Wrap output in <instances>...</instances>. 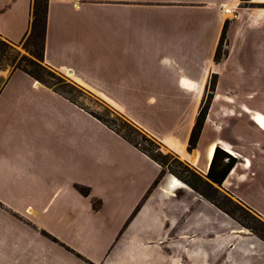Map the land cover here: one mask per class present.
Instances as JSON below:
<instances>
[{
  "label": "crops",
  "instance_id": "0c3cea01",
  "mask_svg": "<svg viewBox=\"0 0 264 264\" xmlns=\"http://www.w3.org/2000/svg\"><path fill=\"white\" fill-rule=\"evenodd\" d=\"M240 1L47 0L41 62L203 178L227 142L240 157L223 188L264 220V0ZM30 9L0 0V38L21 43ZM1 80L0 264H259L245 253L261 238L90 110L22 70Z\"/></svg>",
  "mask_w": 264,
  "mask_h": 264
},
{
  "label": "rangeland",
  "instance_id": "374dc122",
  "mask_svg": "<svg viewBox=\"0 0 264 264\" xmlns=\"http://www.w3.org/2000/svg\"><path fill=\"white\" fill-rule=\"evenodd\" d=\"M245 2L246 0L240 1V6L244 5ZM40 43H41L40 39H37L34 43L30 41L29 33H28L24 37V40L19 44L11 45L10 43H7V47H2L0 45V69H5V70L10 69L11 70V69H14V67H16L17 65H20V66H25L30 70H34L33 66L29 65L28 62L36 59L33 55L40 52ZM222 48H221V51L219 52L221 56L223 54ZM39 63L41 65H44L42 64L41 61H39ZM36 71H39V73H41L42 75L41 79L42 81H44L45 84L59 90L67 98L78 103L80 106L85 107L88 110H90L93 113V115H96V117L103 120L109 127L113 128V130L118 131V133L124 135L131 142L135 143L139 148L143 149L146 153H149L152 155H157L159 153L162 154L163 156L162 157L159 156V158L165 163L163 169L165 170L166 173L172 174L168 172V171H171L175 173L172 175L178 178L180 181L182 180L177 175L184 176L187 180L192 182L191 176L185 173H182L181 167H179L173 161V159H179L181 161L180 158H178L173 153H169L165 151L162 146L157 145L153 140H151L150 137L147 136V134L134 129L132 126H130V124L127 122L126 119L119 116V114L114 112L112 109L104 106L103 104H101L100 102L92 98L91 96L84 94L81 90H79L78 87H76L74 84L70 82L69 78H66L62 74L56 73L53 71V74L56 77L60 78L58 80L55 77L49 76L48 74L45 73V71H42L41 69L37 68ZM1 84H2V80L0 81V86ZM219 148L221 149V146ZM238 157H240V155ZM223 161H226V158L223 159ZM236 161L238 160L236 159ZM248 165L249 163L247 162L246 167ZM230 171H229V174H233L232 172L230 173ZM225 182H224V185L221 184L219 186H214L216 189V192H212L204 188L202 185L198 187L200 190L211 195L214 198V200L218 202V204H220L221 206L229 210L232 216L229 213L227 214L231 217L233 222L237 223L239 226H242L248 232L255 235L256 237H259L258 235H260L264 238V226H262L259 223V221L264 223V220L261 217H259L260 215L257 214L255 211L249 209V207L243 206L241 203H238L235 200H233L229 196L230 195L229 192L224 190L223 188V186H225L226 184ZM228 198L231 199L233 203L238 205L240 208L228 202ZM242 209L247 210L248 213L244 212ZM239 222L242 223L243 225L251 226L252 228H254L253 229L254 231H250L248 227L243 226ZM255 250L257 254L245 253V257H248L249 260H259V264H264V247H259V248L256 247Z\"/></svg>",
  "mask_w": 264,
  "mask_h": 264
},
{
  "label": "trees",
  "instance_id": "16d2710c",
  "mask_svg": "<svg viewBox=\"0 0 264 264\" xmlns=\"http://www.w3.org/2000/svg\"><path fill=\"white\" fill-rule=\"evenodd\" d=\"M46 9H47V0H31L30 26H28L27 34L29 33L30 41H32L33 43L37 39H40V42H41L40 43V52L33 55L36 59L31 60V61L28 62L29 65L33 66L34 70H30L27 67L20 66V65H17L16 67H14V69L22 70L25 73H27V75L32 77L33 79L39 80L44 85H46L48 87H51V86L45 84L44 81H42L41 73H39V71H36V69L38 68V69H41L42 71H45V73L48 74L49 76L55 77L58 80L60 79V78L56 77L53 74L52 70L47 69L45 67V65H41L39 63V61H42V49H43V44H44V31H45V26H46ZM225 27H226V24L224 25L223 30L221 31V34H220L219 46L216 49L215 56H214L215 60H218L221 57V54L219 52L221 51V48H222L221 45H222L223 39H224ZM7 43H9V42H7V41L3 40L2 38H0V45L2 47H7ZM214 82H215V78L212 77V79H210V82L208 83L207 91H206L204 99L201 102L200 109L198 111V115L195 118V122H194V126L192 128V131L189 134L188 146H187L188 150H191L195 146L198 134H200L202 123H203L204 117L206 116L208 105H209V102H210L211 97H212L211 92L213 90ZM53 89L55 91L60 92L59 90H57L55 88H53ZM60 93H62V92H60ZM94 116H95V118H97L98 120H100L101 122L106 124L103 120H101L100 118L96 117V115H94ZM127 122L134 129L139 130L138 128L134 127L129 121H127ZM112 130H113V128H112ZM139 131H141V130H139ZM141 132H143V131H141ZM115 133L120 135L121 137L125 138L126 140H128L129 143H131L132 145H134L135 147L140 149V151L145 153L150 159L154 160L159 165H161V170H160L161 173L165 172V170L163 169L165 163H164V161H162L159 158V156H161V157L163 156L162 154L159 153L157 155H152V154L146 153L143 149L139 148L135 143L131 142L124 135L118 133V131H115ZM150 139L153 140L157 145H159V143L156 140H154L153 138H150ZM225 158H226V161H223V159H225ZM236 158L237 157H233L229 153H227L226 151L221 150L219 147L215 146V149L213 151V154H212V157H211V160H210V163H209V168L207 169L206 174H205L206 178H203L200 175H198L197 172L192 170L186 164L182 163L179 159H173V161L179 167H181V172L182 173H185V174L191 176L192 182L187 180L184 176L177 175L185 184H187V186L192 188L194 191H196L199 195H201L205 199H207L210 202H212V204H214V206L217 207L218 209L222 210L225 213H229L231 215V212H229V210H227L226 208H224L223 206L218 204V202H216L211 195H209V194L205 193L204 191L200 190L198 186L202 185L204 188H206V189H208V190H210L212 192H216V189L214 187L215 185L213 183H215L216 185H221L222 184V182L224 181L226 175H228L227 174L228 171L232 167H234V165L236 164V162H237ZM168 172H170L172 174H175V173H173L171 171H168ZM157 182H158V179H156L154 181V185H156ZM77 190L81 194H85V195L87 194V189L86 188L80 187V188H77ZM228 202L232 203V205H235L236 207H239L238 205L233 203V201L231 199H229V198H228ZM92 206H93L94 209L97 208L98 202L92 204ZM242 210L244 212L248 213L247 210H245V209H242ZM259 223L262 226H264V223H262L261 221H259ZM240 224H242V223H240ZM243 226L248 227V229H250V231H254L253 230L254 228H252L251 226H248V225H243ZM258 236L262 240H264V238L262 236H260V235H258Z\"/></svg>",
  "mask_w": 264,
  "mask_h": 264
},
{
  "label": "bare ground",
  "instance_id": "6f19581e",
  "mask_svg": "<svg viewBox=\"0 0 264 264\" xmlns=\"http://www.w3.org/2000/svg\"><path fill=\"white\" fill-rule=\"evenodd\" d=\"M68 75L70 76L71 74L68 73ZM243 111L251 112V110H249L247 108H243ZM252 115H253L252 120H253L254 124H256V126H258L259 128H262V130H264V115L259 114V113H253ZM217 144H219V146H221V148L223 150H225L229 154L233 155V157H238L239 156L237 153H235L233 151V148L227 142L222 141L220 139V140L217 141ZM215 146H216L215 144L214 145L212 144L209 147L208 151H206V158H207V160L211 159L212 154H213V151L215 149ZM231 172L233 173V169H231L230 173ZM174 181H175V184L176 185H180V186L182 185L181 184V181L178 178L174 177Z\"/></svg>",
  "mask_w": 264,
  "mask_h": 264
},
{
  "label": "built area",
  "instance_id": "2783aa9c",
  "mask_svg": "<svg viewBox=\"0 0 264 264\" xmlns=\"http://www.w3.org/2000/svg\"><path fill=\"white\" fill-rule=\"evenodd\" d=\"M223 11H224V14H227V13H231L230 11V8H224L223 9ZM231 155V154H230ZM233 156V155H232ZM173 181V180H172ZM174 182V181H173Z\"/></svg>",
  "mask_w": 264,
  "mask_h": 264
},
{
  "label": "water",
  "instance_id": "95a60500",
  "mask_svg": "<svg viewBox=\"0 0 264 264\" xmlns=\"http://www.w3.org/2000/svg\"><path fill=\"white\" fill-rule=\"evenodd\" d=\"M222 149V148H221ZM223 150V149H222ZM225 151V150H224ZM228 153V152H227Z\"/></svg>",
  "mask_w": 264,
  "mask_h": 264
}]
</instances>
